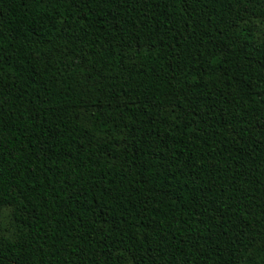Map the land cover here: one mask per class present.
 Masks as SVG:
<instances>
[{"label": "trees", "instance_id": "obj_1", "mask_svg": "<svg viewBox=\"0 0 264 264\" xmlns=\"http://www.w3.org/2000/svg\"><path fill=\"white\" fill-rule=\"evenodd\" d=\"M0 264H264V0H0Z\"/></svg>", "mask_w": 264, "mask_h": 264}]
</instances>
